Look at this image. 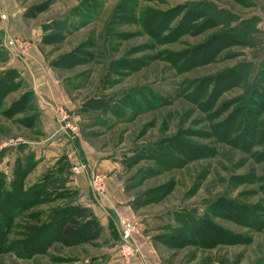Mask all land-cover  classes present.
<instances>
[{"label": "rangeland", "instance_id": "374dc122", "mask_svg": "<svg viewBox=\"0 0 264 264\" xmlns=\"http://www.w3.org/2000/svg\"><path fill=\"white\" fill-rule=\"evenodd\" d=\"M0 13L7 18L0 21L2 188L10 184L8 165L19 174L28 167L26 152L15 158L19 143L35 141L42 122L31 89L10 69L4 41L16 38L55 68L68 98L54 106L57 133L69 137L56 117L62 108L78 130L74 140L106 166L90 173L103 177L99 196L113 178L119 189L116 197L107 194L121 206L102 227L78 191L62 184L65 165L46 171L55 181L42 203L5 206L12 216L6 243L19 238L21 217L36 209L43 224L57 208L85 213L83 225L97 221V235L25 257L8 251L0 264H125L121 220L136 225L139 256L132 263L142 254L150 264H264V161L249 155L264 144L249 140L244 153L219 141L220 123L233 111L250 119L248 132L264 134V51L253 55L255 42L264 48V0H0ZM214 86L211 104L205 96ZM16 101L25 107L6 117ZM76 155L60 156L75 162ZM43 229L41 239L54 238Z\"/></svg>", "mask_w": 264, "mask_h": 264}, {"label": "crops", "instance_id": "0c3cea01", "mask_svg": "<svg viewBox=\"0 0 264 264\" xmlns=\"http://www.w3.org/2000/svg\"><path fill=\"white\" fill-rule=\"evenodd\" d=\"M13 24L10 20L8 21L10 34H16L18 31ZM40 56L41 54L38 51L33 50L25 58H15L13 56L9 60L12 65L10 69L15 71L18 79L31 89L37 112L40 114V121L42 120L40 133H36L38 138L35 141L24 140L20 142L17 150L18 155L15 157L21 159L25 152L29 155V165L23 168L26 169L23 187L26 189L34 184L43 183L46 180L44 176L48 171H57L60 165L64 164L67 172H65V175L62 174L64 175L62 176V184L65 188H73V190L78 191L82 207L92 210L100 225L104 227L108 216L120 212L121 206L119 207L111 199V195L116 197L115 193L119 187L113 178H109L106 192L111 195L106 193V195L100 197L90 189V173L93 172V169L102 170L106 166L100 162L95 151L85 141L82 139L74 140L69 137L66 139L57 133L54 110L57 105L67 104L68 98L65 90L60 85L59 79L56 77L55 68L45 64L44 58ZM21 146L22 148H20ZM62 152H65V155L69 154V156L77 154L78 157L76 155L75 162L71 159L66 160L65 156H60L63 154ZM19 159L16 160L17 163ZM6 161L9 162L8 159ZM7 162L6 165H8ZM74 163L84 164L87 167L84 171L75 174L72 170V164ZM8 168H11L9 177L11 174L14 177L15 168L12 167V164L11 167L8 165ZM9 177L6 179L11 183L14 178L11 180ZM117 199H119L118 201L121 200L120 197ZM105 207H108V209ZM131 264L150 263L141 254V257Z\"/></svg>", "mask_w": 264, "mask_h": 264}, {"label": "trees", "instance_id": "16d2710c", "mask_svg": "<svg viewBox=\"0 0 264 264\" xmlns=\"http://www.w3.org/2000/svg\"><path fill=\"white\" fill-rule=\"evenodd\" d=\"M255 45L256 49L254 50L253 55L257 58L263 53L264 48L261 46V42H255ZM10 88L11 87L6 84V94L10 92ZM215 89L216 86L210 90L209 94H206L205 97L208 101L212 100V93H214ZM214 99L212 100L211 104H213ZM25 105L26 104L23 103L21 104L20 101L13 102L6 109V117H10L11 115L21 111ZM242 113L243 112L233 111L229 118L227 117L225 120H223L220 123L222 126L220 125L219 127H224L225 130L220 132V135H218L220 137V142L231 144L234 147H239L240 151H245L244 153H248L249 151L245 150L244 144L250 143L249 140L254 141L255 143L260 141L261 144H264V134L262 136L260 133L255 131L253 133L248 132L250 119H246V117L244 119ZM29 120V118L26 119L24 124H27ZM231 135H233V137ZM177 147L183 148L181 149L182 152L180 150L179 151L184 154L185 151L183 144L178 143ZM249 155L252 156L256 161H264V150L260 152H252ZM17 170L19 169L16 168V170H14L15 176L14 180L9 184L10 187H7L5 190L0 184V254L12 251L25 257L27 255L44 251V249L50 247L54 242H57L64 247H69L75 241L85 242L93 240L96 237L99 224L95 220H90L88 223L89 226L87 224L83 225V220L86 216L85 213L67 216L66 211L69 209L66 208V210L62 211L61 208H57L55 209V213H53L52 219H50L46 224H43V212L41 209H36L35 211H32L29 214L23 215L21 217L24 218V220L18 226L20 232L16 233V235L19 237L17 239L19 240L15 239L12 241V243H9L10 245H8L6 243V235L9 231L8 229L11 228L10 223L12 216L9 213L6 214L4 209L8 205H12L13 200H18L20 202L27 201V204H25L26 206H24L22 210L25 208H31L35 205L38 206V204L43 202L42 198L48 195V192L46 191H48L49 185L51 186V184H53L55 181L54 179L50 181L46 176H44L47 180H44L43 183L34 184L33 186L24 189L23 179L26 170L20 174ZM58 184L59 183H54V185L57 186L56 188H52V190L58 189ZM49 191H51V188ZM46 227L49 231L55 234L53 239L48 238L44 240L40 238L42 230H44L43 228ZM42 242L44 243V246L42 249H40L39 245ZM13 249H16L17 251H14Z\"/></svg>", "mask_w": 264, "mask_h": 264}, {"label": "built area", "instance_id": "2783aa9c", "mask_svg": "<svg viewBox=\"0 0 264 264\" xmlns=\"http://www.w3.org/2000/svg\"><path fill=\"white\" fill-rule=\"evenodd\" d=\"M7 18L0 13V21H4ZM4 47L15 57L28 56L31 50V44L22 39L8 38L4 41ZM57 120L60 124V129L67 130L69 138L74 139L78 136V130L76 126L70 121L68 112L62 108L56 110ZM85 169V167L79 166L72 168L74 173ZM89 186L91 190L97 195H103L104 193V181L100 175L91 174ZM136 229V225L129 220L120 221V238L122 243L119 246V255L125 264L132 263L133 260L139 256V249L133 243V235Z\"/></svg>", "mask_w": 264, "mask_h": 264}]
</instances>
